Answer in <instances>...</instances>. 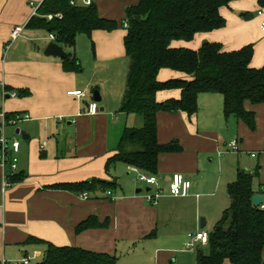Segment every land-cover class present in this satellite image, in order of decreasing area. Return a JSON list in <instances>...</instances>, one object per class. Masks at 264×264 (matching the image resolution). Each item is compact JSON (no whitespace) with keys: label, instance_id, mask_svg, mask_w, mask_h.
<instances>
[{"label":"crops","instance_id":"obj_1","mask_svg":"<svg viewBox=\"0 0 264 264\" xmlns=\"http://www.w3.org/2000/svg\"><path fill=\"white\" fill-rule=\"evenodd\" d=\"M42 1L0 0V84L19 96L15 100L0 97V113L30 118L4 128L8 140L19 142L14 175H21L22 179L3 190L4 170L0 167V264H22L25 258H29L27 264H38L45 257L48 244L114 256L117 264L122 259L133 264H166L172 257L175 259L171 262H176V255L185 254L189 235L201 229V220L204 230L211 232L228 208L227 186L235 181L237 170L251 173L252 166L260 168L254 195L264 198V156L258 155L264 149V104L244 103L245 111L255 115L256 128L250 131L241 120L223 116L220 94L201 93L193 115L178 111L159 112L156 116L157 142H176L181 151L159 155L154 177L161 197L151 207L146 194L137 188L129 167L109 164L124 129H138L143 123L139 116L119 112L128 70L123 47L126 32L121 24L126 8L137 5L139 0H92L99 17L118 27L111 32L94 31L90 37L77 36L79 45L76 50L75 41L73 54L82 69L76 73L66 71L61 59L45 57L44 50L52 42L49 35L27 27L33 13L29 4L38 7ZM253 2L256 3L232 2L220 10L226 21L223 29L196 35L188 43L174 42L172 46L197 50L208 42L232 52L252 44L250 66L261 68L264 9L257 6L252 29L241 20L245 13L235 15V11L246 10V3ZM75 3L81 4V0ZM15 27L22 31L11 42L10 33ZM90 43L95 49L93 58ZM63 51L67 54L70 50ZM168 80L190 81L191 77L160 70L157 81ZM72 91L85 92V97L68 96ZM94 92L100 98L96 103L99 111L90 116L86 113L88 105L94 103ZM180 94V90L160 91L155 99L177 100ZM18 129L24 139L15 134ZM233 140L239 146L235 153L227 148ZM251 154H256L255 158ZM243 155L256 165L245 164ZM5 173L8 175L7 168ZM174 174L190 181L187 197L170 196L169 184ZM93 179L114 182L111 197L96 191L87 192L84 200L79 193L57 188ZM89 218L95 219L96 226L77 232L76 227ZM191 253L188 252L189 257Z\"/></svg>","mask_w":264,"mask_h":264},{"label":"trees","instance_id":"obj_2","mask_svg":"<svg viewBox=\"0 0 264 264\" xmlns=\"http://www.w3.org/2000/svg\"><path fill=\"white\" fill-rule=\"evenodd\" d=\"M71 1L43 0L27 27L44 30L54 37L53 43L70 50L68 58L62 61L66 71L76 73L82 69L73 54L77 36L90 37L94 31L111 32L118 24L100 18L93 3L71 5ZM236 1L240 0H139L137 5L126 8L121 27L126 32L123 47L128 70L119 112L139 116L143 123L138 129H124L117 153L109 164L122 163L148 176L156 175L160 154L181 151L176 142L168 145L157 142V114L181 111L191 116L201 93L220 94L223 116L241 120L250 131L255 130V115L245 111L244 103L264 104V65L258 69L250 66L253 45L232 52L223 51L218 43L206 42L197 50L172 46L174 42L188 43L196 35L223 29L226 21L220 10ZM255 1L260 9H264V0ZM47 15H60L61 18L47 20ZM162 69L186 74L191 80L159 82L157 74ZM166 90H180V98L157 102L156 93ZM15 115L19 114H5L7 120ZM259 170L258 166L251 173L237 170L235 181L227 186L229 206L209 232L207 252L196 253L195 264H264V205L259 208L252 205ZM21 179V175H8L11 185ZM115 187L114 182L93 179L57 188L87 194L106 193ZM95 226V219L89 218L79 224L76 231ZM38 264H117V259L79 248L48 244L45 257Z\"/></svg>","mask_w":264,"mask_h":264},{"label":"built area","instance_id":"obj_3","mask_svg":"<svg viewBox=\"0 0 264 264\" xmlns=\"http://www.w3.org/2000/svg\"><path fill=\"white\" fill-rule=\"evenodd\" d=\"M71 5L77 4L75 3V0H72L70 2ZM92 4V0H81V5L83 6H89ZM30 8L33 9L32 16L36 15V10L38 7H35L32 3L29 4ZM53 17L61 18L60 15H47L46 19L51 20ZM124 27L126 28L127 25L124 24ZM22 31V28L15 27L12 29L10 33V41L16 40ZM49 39L53 41L54 37L52 35H49ZM9 49L7 46L5 48V53ZM68 96L76 97L78 99L85 97V92L82 91H72L67 93ZM0 97L2 100H5L6 97L9 99H18L19 96L16 92L12 91L9 92L4 84H0ZM98 108L96 103H90L87 107V115L94 116L98 113ZM30 118L27 115H15L13 118L7 120L5 114L2 112L0 113V167L4 170V176H3V190L10 187L11 184L8 180V175H12L17 170V157L16 154L19 151V142L16 139L8 140L4 135V128L6 126H17L21 122L28 121ZM227 148L232 151H236L238 148V142L236 140L231 141ZM256 154H251L252 158H255ZM8 169V175H6L5 170ZM129 171L132 172L135 175V181L137 182H143L146 186L153 187V192L148 191L145 195V200L148 204L155 206L161 197V190L158 184L157 179L154 176H148L144 173L139 172L136 168L129 167ZM191 187V183L189 180L184 178L181 174H174L171 178L170 184H169V194L172 197H187L188 191ZM107 197H111V192H106ZM79 198H82L86 200L88 198L86 193L80 194ZM209 238V232H206L205 230H198L197 232L189 235V240L185 245V249L192 251L196 246H206L208 243ZM29 261V258H25L24 260H21L22 264H27ZM2 264H12V263H6L3 262Z\"/></svg>","mask_w":264,"mask_h":264},{"label":"rangeland","instance_id":"obj_4","mask_svg":"<svg viewBox=\"0 0 264 264\" xmlns=\"http://www.w3.org/2000/svg\"><path fill=\"white\" fill-rule=\"evenodd\" d=\"M258 5H257V3H246V5L244 6L245 8H246V10H242V11H235V15H238V14H240V15H244V13L246 14V12H248L249 13V15H248V17H249V19L248 18H245L244 16V18L242 17L241 18V20H243V21H246L247 23H248V26L247 27H250L251 29L253 28V24H251L252 23V20L253 19H255L256 17H257V15H258V11H256L257 10V7ZM256 7V8H255ZM125 30V29H124ZM47 34V33H46ZM76 50L78 49V45H79V40H77L76 41ZM89 50H90V53H91V57H92V55H94V53H95V49H94V45H93V43H90L89 44ZM93 58V57H92ZM13 128H15V127H13ZM17 128V127H16ZM18 138L17 139H19V140H21L20 139V137L19 136H17ZM231 152H233V153H235V152H237V151H239V146H238V148H237V150L236 151H232V150H230ZM260 153V154H259ZM258 153V155H260V156H264V149L263 150H261L260 152ZM244 157V162H245V164H248L249 162L250 163H254V165H256L255 163V161H252V160H250L249 159V157L247 156V155H243ZM240 160L242 161V158L240 157ZM252 168H255V166H252ZM135 176V175H134ZM135 182V184H136V186H137V188H139L140 190H142V194H146V189L148 188V186H146L143 182H137V181H134ZM148 189H150V190H153V187H149ZM151 207H154L153 205H150ZM199 230H204V228L203 229H199ZM202 252V253H206L207 252V249H205V247H201V246H196L192 251H190V252H192L191 254V256L189 257L188 256V250H186L185 249V254L184 255H181V254H178V255H176V258H177V260H176V262H171V261H173V259H175V258H170L169 260H168V263H166V264H195V260H196V253L197 252ZM128 259H122V260H119V264H133V263H131V262H128L127 261ZM139 260V259H138ZM139 263H140V261H138ZM36 262H30L29 264H35ZM14 264H17V263H14ZM141 264V263H140ZM164 264V263H163Z\"/></svg>","mask_w":264,"mask_h":264},{"label":"water","instance_id":"obj_5","mask_svg":"<svg viewBox=\"0 0 264 264\" xmlns=\"http://www.w3.org/2000/svg\"><path fill=\"white\" fill-rule=\"evenodd\" d=\"M136 21L139 20V17H135L134 18ZM206 43V42H204ZM44 56L45 57H53V58H59L61 60H65L68 58V55L63 51V48H61L60 46H58L57 44L51 42L49 43L45 50H44ZM93 98H94V103H99L100 102V98L97 92L93 93ZM16 135H20L23 139H24V135L22 133H20L19 129L15 131ZM26 139V138H25ZM146 192L149 191V189L145 190ZM138 193V192H137ZM263 202H264V198L261 195H254L252 197V205L255 207H262L263 206ZM200 228L203 229L204 228V224H203V220H201V225Z\"/></svg>","mask_w":264,"mask_h":264}]
</instances>
